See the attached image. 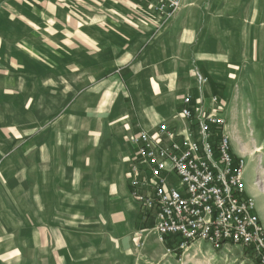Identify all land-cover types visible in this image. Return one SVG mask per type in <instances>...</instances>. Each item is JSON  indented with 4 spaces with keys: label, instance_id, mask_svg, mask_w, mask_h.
<instances>
[{
    "label": "crops",
    "instance_id": "crops-1",
    "mask_svg": "<svg viewBox=\"0 0 264 264\" xmlns=\"http://www.w3.org/2000/svg\"><path fill=\"white\" fill-rule=\"evenodd\" d=\"M111 1L114 8L116 3H128ZM70 3L0 0V97L79 89L84 91L85 104L100 106L101 112L96 116L101 129L85 131L87 139L95 138L81 153L90 155L87 162L69 161L63 153V163L50 165L45 160L47 164L41 165L42 218L30 199L33 209L27 215L21 217L14 211L7 221L0 220V255L9 246L8 255L21 264H117L113 256L127 258L138 251L139 243L145 244L153 234L155 217L153 212L143 211L131 194L129 173L137 160L129 137L156 130L164 121L178 129L182 99L192 96L196 101L200 96L196 74L189 69L194 60L187 65L176 47L177 41L185 44L189 38L173 37L190 32L117 27L106 31L98 1ZM76 75H82V80L76 81ZM209 87L208 82L204 93L208 102L213 96ZM54 97L59 96L52 100ZM41 98L44 102L43 95ZM52 102L53 108L59 105ZM112 104L121 107L111 110ZM66 116L62 119L74 121L77 127L78 119L71 111ZM110 116L117 119V130L108 126ZM72 134L63 130L53 136L63 139ZM114 167L119 168L118 175L113 174ZM61 170L72 180L63 183L57 175L50 181L48 175ZM83 176L90 186L85 191ZM98 201L105 203L99 205ZM84 202L92 205L85 208ZM5 226L8 232L3 231Z\"/></svg>",
    "mask_w": 264,
    "mask_h": 264
},
{
    "label": "rangeland",
    "instance_id": "rangeland-1",
    "mask_svg": "<svg viewBox=\"0 0 264 264\" xmlns=\"http://www.w3.org/2000/svg\"><path fill=\"white\" fill-rule=\"evenodd\" d=\"M58 1L71 5L73 0ZM84 1L100 3L102 28L106 31L117 27L140 32L177 29L175 32L179 33L183 28L190 32L186 36H173L176 39L189 38L185 44L177 41V50L186 58L187 65L194 60L189 69L194 74L200 72L206 76L210 93L221 100V112L227 118L233 153L246 163L245 185L257 201V213L264 226V0H188L170 20L137 0H127V4L116 3L115 8L110 6V0ZM87 17L89 21L90 17ZM110 20L116 25L109 24ZM78 78L82 80V75H76V81ZM83 92L79 89L56 94L33 91L0 97L1 221H7L14 211L21 217L27 215L33 209L28 204L30 199L35 202L36 214L42 218L45 205L41 165L63 163V153L69 161L72 159L82 164L90 159L89 154L81 153L92 141L95 142V138L87 139L85 131L101 129V123L96 120L101 112L100 106L85 104ZM55 95L59 97L52 100ZM52 101H57L59 105L56 103L53 108ZM120 107L121 104L109 105V109L115 111ZM70 111L71 116L78 119L77 127L74 121L62 119ZM60 121L62 124H59ZM116 121L111 117L108 126L117 130L119 124ZM63 130L74 134L63 139L61 135L57 139L53 136V133ZM41 148L45 149L44 154L40 153ZM64 149L66 152H63ZM26 150L30 153H25ZM115 169L113 174L118 175L119 168ZM57 175L63 183L72 180L61 170L50 173V181ZM87 179L84 176L81 178L84 191L90 187ZM104 203L98 201L99 205ZM87 204L92 205L84 202L85 208ZM5 228L3 231L8 232L7 226ZM132 240H137V237L133 236ZM8 247L7 252L0 255V264H21L14 255H8ZM113 258L119 261L117 264H259L252 252L242 246L230 245L216 250L205 242H196L176 257L154 233L134 254L127 258L121 254Z\"/></svg>",
    "mask_w": 264,
    "mask_h": 264
},
{
    "label": "built area",
    "instance_id": "built-area-1",
    "mask_svg": "<svg viewBox=\"0 0 264 264\" xmlns=\"http://www.w3.org/2000/svg\"><path fill=\"white\" fill-rule=\"evenodd\" d=\"M137 1L169 20L184 6V0ZM196 80L200 96L182 99L178 129L164 121L129 137L137 160L129 173L132 197L154 213L150 233L162 243L177 235L183 251L196 242L216 250L242 246L264 264V226L245 185L246 163L233 153L221 100L204 95L208 78L197 72Z\"/></svg>",
    "mask_w": 264,
    "mask_h": 264
},
{
    "label": "trees",
    "instance_id": "trees-1",
    "mask_svg": "<svg viewBox=\"0 0 264 264\" xmlns=\"http://www.w3.org/2000/svg\"><path fill=\"white\" fill-rule=\"evenodd\" d=\"M216 86H213V89H215ZM214 93L216 94V91H214ZM163 244L165 245L166 249L173 252L176 257H180L183 253V250L179 249V244H180V238L177 235H167L166 237H164L163 239ZM256 260L258 261V263L260 264L259 259L256 258Z\"/></svg>",
    "mask_w": 264,
    "mask_h": 264
}]
</instances>
